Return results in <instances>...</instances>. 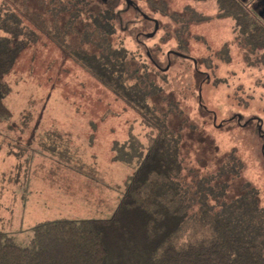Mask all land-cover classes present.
<instances>
[{"label":"rangeland","instance_id":"rangeland-1","mask_svg":"<svg viewBox=\"0 0 264 264\" xmlns=\"http://www.w3.org/2000/svg\"><path fill=\"white\" fill-rule=\"evenodd\" d=\"M4 1L26 8L42 26L32 24L36 42L3 77L12 115L0 128L14 129L0 133V231L25 246L48 221L108 218L137 165L123 159L145 152L152 134L61 49L48 12L55 1ZM103 1H92L89 11L120 10L114 42L147 54L169 78L164 95L180 105L169 123L182 127L185 174L214 170L217 154L234 152L243 170L230 181V196L243 180L257 188L264 207V65L247 64L233 21L220 17L215 0H134L138 9L122 11L123 0ZM58 16L62 26L68 15ZM79 38L66 41L75 45Z\"/></svg>","mask_w":264,"mask_h":264},{"label":"trees","instance_id":"trees-1","mask_svg":"<svg viewBox=\"0 0 264 264\" xmlns=\"http://www.w3.org/2000/svg\"><path fill=\"white\" fill-rule=\"evenodd\" d=\"M51 1L55 5L48 12L53 35L63 37L61 49L130 107L152 135L145 152L123 159L137 165L108 218L48 221L25 246L0 231V264H264V207L258 190L242 180L237 194L230 196V181L240 178L243 162L234 152L217 154L214 170L205 167L208 161L203 167L209 170L185 174L182 127L169 123L180 105L164 95L169 78L157 73L147 54L114 42L120 10L92 14L91 2L103 0H68L69 6ZM123 1L121 11L138 9L134 0ZM215 4L220 17L233 21L247 64L264 65V26L234 0ZM64 13L67 20L59 26L58 15ZM31 16L26 8L5 1L0 5V124L12 115L4 101L10 86L3 77L36 42L32 24L42 27ZM72 34L80 36L75 45L66 41ZM258 54L261 59H250ZM197 90L201 100L202 89ZM200 105L214 115L202 101ZM13 129L0 128V133Z\"/></svg>","mask_w":264,"mask_h":264},{"label":"flooded vegetation","instance_id":"flooded-vegetation-1","mask_svg":"<svg viewBox=\"0 0 264 264\" xmlns=\"http://www.w3.org/2000/svg\"><path fill=\"white\" fill-rule=\"evenodd\" d=\"M242 4L264 26V0H234Z\"/></svg>","mask_w":264,"mask_h":264}]
</instances>
